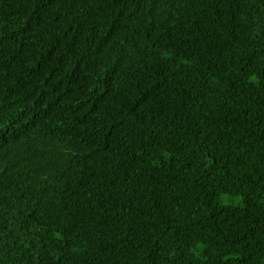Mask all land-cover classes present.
<instances>
[{
    "label": "trees",
    "instance_id": "16d2710c",
    "mask_svg": "<svg viewBox=\"0 0 264 264\" xmlns=\"http://www.w3.org/2000/svg\"><path fill=\"white\" fill-rule=\"evenodd\" d=\"M13 129L7 172L86 191L0 216V264H264V0H0Z\"/></svg>",
    "mask_w": 264,
    "mask_h": 264
},
{
    "label": "clouds",
    "instance_id": "9594fccd",
    "mask_svg": "<svg viewBox=\"0 0 264 264\" xmlns=\"http://www.w3.org/2000/svg\"><path fill=\"white\" fill-rule=\"evenodd\" d=\"M51 109L56 114L64 112L62 119L68 120L72 124H85L83 117L74 110H68L58 104L53 105ZM115 115L117 118L119 117L117 114ZM123 121L124 119L119 120V122ZM58 136L64 139L65 145L70 151L85 152L95 149L90 147L86 134L82 130L76 132L74 129L59 128ZM92 139L98 141L93 134ZM23 140L22 133L14 129L10 132L8 140L0 139V204L3 207L0 216L7 218L10 224L20 232L23 228L31 227L33 223L39 224L33 204L39 203L56 210L66 209L78 203V189L83 188L86 191V187L72 186L71 189L62 190L56 195H47L43 193V187L35 183L33 178H19L7 172V168L18 165L13 163L16 157L11 149L26 143ZM99 150L103 152V150Z\"/></svg>",
    "mask_w": 264,
    "mask_h": 264
}]
</instances>
